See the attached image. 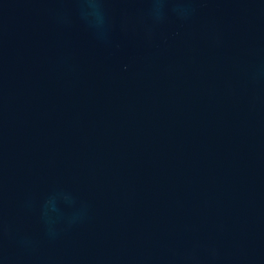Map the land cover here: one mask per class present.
Listing matches in <instances>:
<instances>
[{"label":"water","instance_id":"water-1","mask_svg":"<svg viewBox=\"0 0 264 264\" xmlns=\"http://www.w3.org/2000/svg\"><path fill=\"white\" fill-rule=\"evenodd\" d=\"M0 264H264V0H0Z\"/></svg>","mask_w":264,"mask_h":264}]
</instances>
